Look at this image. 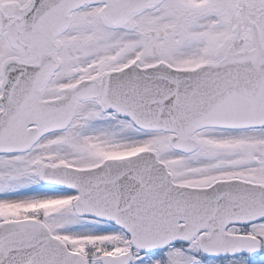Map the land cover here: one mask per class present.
<instances>
[{
    "label": "snow or ice",
    "instance_id": "obj_1",
    "mask_svg": "<svg viewBox=\"0 0 264 264\" xmlns=\"http://www.w3.org/2000/svg\"><path fill=\"white\" fill-rule=\"evenodd\" d=\"M0 264H264V0H0Z\"/></svg>",
    "mask_w": 264,
    "mask_h": 264
}]
</instances>
